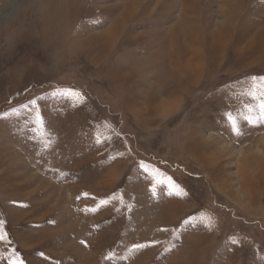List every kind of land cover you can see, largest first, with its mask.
Masks as SVG:
<instances>
[{"label": "rangeland", "instance_id": "374dc122", "mask_svg": "<svg viewBox=\"0 0 264 264\" xmlns=\"http://www.w3.org/2000/svg\"><path fill=\"white\" fill-rule=\"evenodd\" d=\"M253 78L264 0H0V264H264Z\"/></svg>", "mask_w": 264, "mask_h": 264}, {"label": "snow or ice", "instance_id": "6c2138e0", "mask_svg": "<svg viewBox=\"0 0 264 264\" xmlns=\"http://www.w3.org/2000/svg\"><path fill=\"white\" fill-rule=\"evenodd\" d=\"M255 79L253 78V84L252 87L249 89V91L246 93L247 96L251 98V100L256 102V109L258 110L257 115H252L254 112V109L249 106L245 105L247 108V111L249 115L244 116V120L249 125L256 124L259 120H264V90H260L256 87ZM53 95H60L64 98L71 99L74 103L82 102L83 96L80 92L74 91L71 89H65V90H57ZM32 105H36V101L33 100L30 102ZM227 120L229 122L230 131L233 135L236 137L241 136L242 129L240 125L238 124L236 118L232 115L231 112L226 113ZM34 123L37 125L36 129L34 131H37L40 135L41 139L44 138V122L43 119L40 117L39 113L36 114V119ZM99 137L97 138V143H100ZM50 145L47 141L44 142V147L48 148ZM139 167L143 170L144 173H147L151 179L154 181V186L152 188L153 195H156V187L159 185H165L168 188V194L169 195H184L183 190L179 188V186L175 185L171 178L164 177V174L159 172L158 169H151L147 165L141 162ZM159 177V179H157ZM87 195V194H85ZM102 204L105 203L104 201L101 202ZM86 211H95V209H86ZM0 226H2V222H0ZM6 237L3 234H0V240L5 239ZM233 243H236V241H233ZM134 249H139L143 247V245H134ZM43 255V253H41ZM10 264H24L23 260L19 259V257H16L13 259Z\"/></svg>", "mask_w": 264, "mask_h": 264}, {"label": "crops", "instance_id": "0c3cea01", "mask_svg": "<svg viewBox=\"0 0 264 264\" xmlns=\"http://www.w3.org/2000/svg\"><path fill=\"white\" fill-rule=\"evenodd\" d=\"M201 249H202V248H198V250L194 253V256H195V254L200 253V252H201ZM191 252H192V249L189 250V255L191 254ZM201 253H202V254H203V253L205 254L206 252L203 251V252H201ZM195 257H196V256H195ZM197 257H198V256H197ZM197 257H196V259L193 261L194 263L191 262L190 264H199V263L201 262L202 259H198ZM199 258H200V257H199ZM197 259H198V260H197ZM186 264H187V263H186Z\"/></svg>", "mask_w": 264, "mask_h": 264}, {"label": "bare ground", "instance_id": "6f19581e", "mask_svg": "<svg viewBox=\"0 0 264 264\" xmlns=\"http://www.w3.org/2000/svg\"><path fill=\"white\" fill-rule=\"evenodd\" d=\"M48 6V5H47ZM45 7V6H44ZM43 7V8H44ZM53 10H59V4H56L55 6H54V8H53ZM49 17V16H48ZM48 19V18H47ZM47 19H46V21H47Z\"/></svg>", "mask_w": 264, "mask_h": 264}]
</instances>
